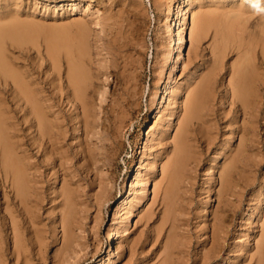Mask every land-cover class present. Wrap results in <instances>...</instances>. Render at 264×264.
<instances>
[{
    "label": "rangeland",
    "instance_id": "374dc122",
    "mask_svg": "<svg viewBox=\"0 0 264 264\" xmlns=\"http://www.w3.org/2000/svg\"><path fill=\"white\" fill-rule=\"evenodd\" d=\"M64 1L65 6L61 7L60 3ZM89 1L92 2V7L90 10H87V2ZM78 3V5L68 3V5L67 0H0L1 61H4L12 72L18 73V77L24 76L23 78L26 79L30 77L28 80L35 82L31 83V88L37 94L41 91L38 96L42 98L45 95L43 99L49 97L51 102L48 103H54L55 111L51 109L50 115L53 118L52 116L50 118L51 121H57V123H59L61 118L60 124H64V130L67 129L68 131L65 130L66 138L64 137V140L66 141L63 142L64 147H67L66 150L63 148V153L66 156L67 153L69 154L70 158L67 157L72 159L67 160L69 163L77 161L73 159V155H75L76 150L77 152L80 150V145L78 146L79 148L74 146H77L80 143L79 141H82V144L86 145L85 140L87 139L79 123L81 108L76 100H71L72 102H70V97H66L69 94L71 96L73 92V84L69 80V72L72 68L76 69V76L79 82V86L77 87L83 93L82 98L85 101L87 109L92 114L91 119L93 122L98 121L97 126L100 129L104 115L102 111L106 110V106L110 103L112 97L116 98L120 94L124 86V79L130 80L128 84L132 86L130 88L133 91H140L137 96L140 97L138 99L140 100L141 107L140 118L146 116L145 122L142 121L141 126L136 131L137 133L131 135L133 130L131 127L124 134L122 139L124 147H121L119 158H117L116 163L113 165L115 184L112 189V198L105 203L101 212L93 205V199L91 201V205L93 206L90 205L88 207L89 214L86 221L89 224L87 226L89 229V240L86 244L88 248H84L81 254L79 253L80 258L73 257L71 258L72 260L69 259L70 261L68 260L61 264H97L101 258H104L107 264H264V12H257L253 9L248 0H78ZM202 12H209L212 21L206 37L200 43L195 42L191 46L190 28L192 13L203 14ZM6 16H9L8 19L5 18L2 21L1 18ZM180 20L184 23L181 31H179ZM8 21L10 25L7 24ZM14 24H17V26ZM178 31L183 35L184 42L178 40ZM5 55L10 59H7ZM14 63H17L15 67ZM117 64H120V66ZM132 64L135 67L134 65L132 67ZM20 65L22 68H25L24 71ZM25 65L30 66V69ZM30 70L31 72H29ZM118 70L120 71L118 72ZM238 70H241L245 74L244 89L247 97L245 111L241 106H236L232 103L233 97L231 95L230 81L239 75ZM106 71L109 74H106ZM3 72L4 69L0 68V97L6 99L2 105L7 112L5 116L14 115L15 111L20 116L18 107L22 106V102L17 101V98L9 87L5 88L3 86L2 83L6 76ZM14 73H8L5 79L11 83V74ZM21 73H26V77L25 74ZM30 73H33L34 76H30ZM40 73L41 75H39ZM129 76L132 79L134 78L133 81L139 78L136 79L137 82L135 81L137 85ZM202 81L206 82L204 84L206 87L203 89L204 93L200 96L199 108L197 105L198 118L195 120V122L200 121V124L196 126V130L192 135V142L187 150L188 161L187 166L184 165L182 170V173H184L182 175L183 180L175 188V208H173L172 214H176H173L172 219L175 218L174 223H177V226L174 224L173 228L171 223H169L170 221L164 224L162 221L164 209L161 211L162 208L157 203L158 201L153 202L155 195L153 192L154 184L152 183H155L154 180L160 182L158 179L161 178V161L163 157V162L167 160L165 155H161L160 157L157 153L158 147L162 146L157 144V147L156 143L163 129H168L166 135L168 133L170 140L174 136L176 123L178 122L176 118L181 110V101L186 97V91L189 88V90H192L191 88L194 89L193 86H198ZM168 82L172 84V88L166 92ZM42 83L45 85L42 86ZM39 87H42V89H39ZM57 96L60 97V100ZM96 97L99 100H96ZM7 108L11 109L7 110ZM172 108L173 110H171ZM161 109L162 113H159ZM53 112L55 116L52 114ZM170 113H176L177 115L175 114V116L170 117ZM164 114L167 115L164 116ZM18 121L20 122V119ZM228 121L230 122L228 123ZM10 122L8 120V123ZM96 122L94 123L96 124ZM168 125L171 127H167ZM98 127L96 128L97 130L99 129ZM152 129L155 131L154 138H159L150 147L149 140L153 137L151 136ZM252 131L253 133H251ZM24 134L27 135V133ZM200 136L202 137L200 138ZM89 137L91 138H89V141L92 140L93 143L95 141L96 144L87 145L86 147L93 148V151L97 152L96 149L99 148L95 145L100 146V141L96 138L97 135L93 138ZM28 138L29 136H27ZM204 138L207 142L204 141ZM14 139L17 141V137ZM242 139L244 140L243 142ZM209 140L213 144L209 145ZM251 140L254 141L252 148L243 145L250 144ZM226 143H229L228 150L220 154L221 147ZM167 144L166 153H169L172 149L170 141ZM21 151L22 149H20V153ZM36 151L34 149L35 153ZM226 153L227 156L224 157ZM234 155H239L238 157L240 158L237 161V165L231 169V188L228 194L222 196V203L218 204L217 192L220 188V170L225 165H232L233 160L237 157ZM154 156H157L159 159ZM51 159L53 161V158ZM151 159H155L156 161L158 159L155 168H152L151 164H149L152 161ZM35 160L38 161L33 158L31 162H35ZM39 161L43 162V158H39ZM67 161L63 162L66 167H70V165L71 167H75V165L79 167L82 164L80 161H77V164L74 162L72 165V163L69 164ZM139 163L143 164L141 166L143 170L140 168L143 171V180L138 187H144V191L142 190L136 194L135 189L137 186H134L133 177L137 173V169L140 166ZM56 170L57 173L53 172L51 176H46V183L43 182L42 184L45 191L47 190V194L51 192L57 193L60 188L59 181L64 171L60 173L58 168ZM73 172L69 170V176H73ZM104 175L106 174L103 173L102 176ZM145 175L146 177H144ZM54 176L59 177L57 185L53 183ZM0 178L2 177L0 176ZM81 178L83 179L80 180V188L78 185H74V190L78 188L77 190L82 192L85 188L84 190H88L89 194L92 195L94 193H101V188L96 182L97 180L99 181L100 176L96 181H93L95 185L92 183V186H90V180L93 178L91 174H84ZM144 178L150 180L144 183ZM85 180L87 181L85 182ZM50 184L56 188V192H54V187ZM9 195H12L9 183L4 184L3 179H0V264H60L59 255L62 246V232L59 227L56 232L52 230L54 225L48 219L51 218L50 210L44 213V217H46L42 221V224L44 222V226L42 227V224L38 225L37 229L40 235L38 234L37 237H34L32 233L26 234L20 230L24 236L19 232L16 238L6 214V210L12 209V204L11 206L7 204L10 202ZM131 199V203L134 204L132 206L133 209L128 207ZM120 204L122 205L121 211H123L117 214L116 210ZM48 206L50 207V204ZM218 206L220 208L217 209ZM148 208L153 212L155 210V213H151L153 215L151 219L146 217ZM216 210L219 219L217 225L219 227L213 236V229H211L213 224L211 225V223H214V214L212 213ZM155 228L161 230L157 231ZM124 229L125 231L121 233ZM171 232H173L172 237ZM109 233L115 235L117 233L118 236V238L111 241L112 245L110 249L106 241ZM157 237L159 238L158 240ZM182 240L186 242L184 243ZM132 243L134 244L132 245ZM215 244L218 248L215 247L216 250L214 248ZM216 252H218V255H214ZM40 255L42 256L40 257Z\"/></svg>",
    "mask_w": 264,
    "mask_h": 264
},
{
    "label": "bare ground",
    "instance_id": "6f19581e",
    "mask_svg": "<svg viewBox=\"0 0 264 264\" xmlns=\"http://www.w3.org/2000/svg\"><path fill=\"white\" fill-rule=\"evenodd\" d=\"M156 1V0H155ZM163 1V0H162ZM197 1V0H196ZM81 2V1H80ZM189 2V1H188ZM71 3V5H78V0H67V4ZM159 3V2H158ZM166 3V2H165ZM163 3V4H165ZM61 7L65 6V1L60 3ZM192 4V3H191ZM212 4V3H211ZM69 5V4H68ZM189 5V4H188ZM162 6V5H161ZM191 6V5H190ZM75 7V6H74ZM92 7V2H87V10H90ZM205 7V6H204ZM210 7V6H209ZM214 7V6H213ZM217 8V6H215ZM159 8V7H158ZM162 8V7H161ZM199 8V7H198ZM131 9V8H130ZM170 9V8H169ZM195 9V8H194ZM200 9V8H199ZM207 9V8H206ZM205 9V10H206ZM157 10V9H156ZM159 10V9H158ZM162 10V9H161ZM180 10V9H179ZM210 10V9H209ZM215 10V9H214ZM218 10V9H217ZM193 11V10H192ZM203 11V10H202ZM236 11V10H235ZM245 11V10H244ZM91 12V11H90ZM168 12V11H167ZM194 12V11H193ZM196 12V11H195ZM211 12V11H210ZM219 12V11H218ZM242 12V11H241ZM179 13V12H178ZM203 13V12H202ZM238 13V12H237ZM11 14V13H10ZM169 14V13H168ZM214 14V13H213ZM221 14V13H220ZM246 14V13H245ZM13 15V13H12ZM216 15V14H215ZM219 15V14H218ZM222 15V14H221ZM10 17H13L9 15ZM9 16L2 17L1 20L3 21L5 18L8 19ZM228 16V15H227ZM246 16V15H245ZM167 17V16H166ZM169 17V15H168ZM167 17V18H168ZM214 17V16H213ZM216 17V16H215ZM222 17V16H221ZM32 18V17H31ZM97 18V17H96ZM220 18V17H219ZM224 18V17H223ZM79 19V18H78ZM169 19V18H168ZM167 19V20H168ZM228 19V18H226ZM235 19V18H234ZM241 19V18H240ZM253 19V18H252ZM16 20V19H15ZM166 20V21H167ZM221 20V19H220ZM232 20V19H231ZM264 20V19H263ZM18 21V20H17ZM160 21V19H159ZM169 21V20H168ZM212 17L209 12L203 13V14H196L192 13V24L190 28V45L192 46L195 42L200 43L207 35L208 28L211 24ZM33 22V21H32ZM184 22V21H183ZM220 22V21H219ZM228 22V21H227ZM254 23V22H253ZM2 24V23H1ZM9 24V21L7 23ZM19 25V23H17ZM17 24H14L17 26ZM132 24V23H131ZM168 24V23H167ZM182 20L179 21V31H181V28L183 27ZM234 24V23H233ZM7 25V26H8ZM13 26V24H11ZM82 25V24H81ZM20 26V25H19ZM167 26V25H166ZM5 27V26H3ZM1 27V28H3ZM11 27V26H10ZM169 27V26H167ZM6 28V27H5ZM16 28V27H15ZM160 28V27H159ZM165 28V27H164ZM233 28V27H232ZM243 28V27H242ZM9 29V27H8ZM132 29V28H131ZM168 29V28H167ZM231 29V28H230ZM10 30V29H9ZM166 30V29H165ZM224 30V29H223ZM227 30V29H226ZM178 31V32H179ZM232 31V30H231ZM242 31V30H241ZM123 32V31H122ZM126 32V31H125ZM130 32V31H129ZM128 32V33H129ZM157 32V31H156ZM225 32V31H224ZM133 33V32H132ZM214 33V32H213ZM123 34V33H122ZM217 34V33H216ZM28 35V34H27ZM170 35V34H169ZM179 38L178 40L181 42L183 41V35L179 32L178 34ZM3 36V35H2ZM128 36V34H127ZM139 36V35H138ZM226 36V35H225ZM118 37V36H117ZM115 38V37H114ZM132 38V37H131ZM134 38V37H133ZM139 38V37H138ZM224 38V37H223ZM222 38V39H223ZM259 38V37H258ZM1 39V38H0ZM130 39V38H129ZM232 39V38H231ZM244 39V38H243ZM221 40V39H220ZM117 41V40H116ZM132 41V40H131ZM240 41V40H239ZM259 41V39H258ZM39 42V41H38ZM121 42V41H119ZM130 42V41H129ZM137 42V41H136ZM172 42V41H171ZM215 42V41H214ZM123 43V42H122ZM242 43V42H241ZM115 44V43H114ZM118 44V41H117ZM120 44V43H119ZM125 44V43H124ZM128 44V43H127ZM140 44V43H139ZM182 44V43H181ZM251 44V43H250ZM253 44V43H252ZM11 45V43H10ZM134 45V44H133ZM160 45V44H159ZM163 45V44H162ZM13 46V45H12ZM120 46V45H119ZM122 46V45H121ZM158 46V45H157ZM166 46V45H165ZM182 46V45H181ZM180 46V47H181ZM203 46V45H202ZM244 46V45H243ZM201 47V46H200ZM219 47V46H218ZM217 47V48H218ZM7 48V47H6ZM37 48V47H36ZM75 48V47H74ZM101 48V47H100ZM110 48V47H109ZM195 48V47H194ZM223 48V47H222ZM28 49V48H27ZM142 49V48H141ZM241 49V48H240ZM8 50V48H7ZM49 50V49H48ZM107 50V49H106ZM113 50V49H112ZM140 50V49H138ZM159 50V49H158ZM163 50V49H162ZM178 50V49H177ZM250 50V49H249ZM10 51V50H9ZM24 51V49H23ZM28 51V50H26ZM174 51V50H173ZM210 51V50H209ZM248 51V49H247ZM31 52V50H30ZM97 52V51H96ZM111 52V51H110ZM109 52V53H110ZM115 52V51H114ZM117 52V51H116ZM119 52V51H118ZM121 52V51H120ZM133 52V51H132ZM172 52V51H171ZM223 52V51H222ZM238 52V51H237ZM11 53V52H10ZM14 53V52H13ZM42 53V52H41ZM213 53V52H212ZM119 54V53H118ZM130 54V53H129ZM162 54V53H161ZM170 54V53H169ZM60 55V54H59ZM134 55V54H133ZM160 55V54H159ZM171 55V54H170ZM240 55V54H239ZM242 55V54H241ZM7 56V55H5ZM112 56V54H111ZM166 56V55H164ZM180 56V55H179ZM178 56V58H179ZM244 56V55H242ZM42 57V56H41ZM97 57V55H96ZM127 57V56H126ZM135 57V56H134ZM7 59L8 56L6 57ZM20 58V57H19ZM162 58V57H161ZM177 58V59H178ZM238 58V57H237ZM43 59V58H42ZM126 59V58H125ZM214 59V58H213ZM252 59V58H251ZM22 60V59H21ZM25 60V59H24ZM120 60V58H119ZM236 60V59H235ZM245 60V59H244ZM248 60V59H247ZM39 61V60H38ZM44 61V60H43ZM121 61V60H120ZM138 61V60H137ZM140 61V60H139ZM16 62V61H15ZM115 62V61H114ZM117 62V59H116ZM123 62V61H122ZM10 63H12L10 61ZM19 63V61H18ZM22 63V62H21ZM60 63V62H59ZM62 63V62H61ZM105 63V62H104ZM133 63V62H132ZM139 63V62H138ZM167 63V62H166ZM249 63V62H248ZM15 64V63H14ZM28 64V63H27ZM95 64V63H94ZM97 64V63H96ZM99 64V63H98ZM116 64V63H115ZM250 64V63H249ZM13 65V64H12ZM17 65V63L14 65V67ZM29 65V64H28ZM60 65V64H59ZM120 66V64H117ZM134 64H132L133 67ZM143 65V64H142ZM158 65V64H157ZM258 65V64H257ZM23 66V65H22ZM26 66V65H25ZM32 66V65H31ZM36 66V65H34ZM48 66V64H47ZM100 67V65H98ZM110 66V65H109ZM115 66V65H114ZM131 66V65H130ZM141 66V65H140ZM139 66V67H140ZM161 66V65H160ZM21 67V65H20ZM24 67V66H23ZM28 69H30V66H26ZM135 67V65H134ZM164 67V66H163ZM206 67V66H205ZM208 67V66H207ZM0 68L4 69V74L6 76L8 73H14L12 72L9 67L5 64V62L1 61L0 58ZM18 68V67H17ZM22 68V67H21ZM38 68V67H37ZM117 68V67H116ZM138 68V67H137ZM141 68V67H140ZM161 68V67H160ZM209 68V67H208ZM23 71L25 68H22ZM32 69V67H31ZM34 69V68H33ZM53 69V68H52ZM101 69V68H100ZM99 69V70H100ZM106 69V68H105ZM217 69V68H216ZM254 69V68H253ZM18 70V69H16ZM20 70V69H19ZM48 70V69H47ZM129 70V69H128ZM137 70V69H136ZM157 70V69H155ZM207 70V68H206ZM37 71V70H36ZM117 71V70H116ZM120 70H118L119 72ZM133 71V69H132ZM139 71V70H138ZM162 71V70H161ZM26 72V70H25ZM31 72V70L29 71ZM35 72V71H34ZM61 72V71H60ZM101 72V71H99ZM108 71H106V74ZM114 72V71H113ZM123 72V71H122ZM125 72V71H124ZM153 72V71H152ZM155 72V71H154ZM207 72V71H206ZM218 72V71H217ZM248 72V71H247ZM42 73V72H41ZM41 73L39 75H41ZM92 73V72H91ZM98 73V72H97ZM158 73V72H156ZM234 73V72H233ZM239 75L234 77L230 81V86H231V95L233 97L232 103L236 106H241V108L245 111L246 106H247V97L245 95V89H244V78L245 74L241 71L238 70ZM250 73V72H249ZM18 74V73H17ZM16 73L11 74L12 75V82H8L6 76L4 77L3 81V86L9 87L11 89V92L13 91L15 97L17 98L18 102H22V106L18 107V111L21 114L20 116L17 115L16 111L13 113L14 115L10 116H5L7 112L4 110L2 105L5 103L6 99H3V97H0V176L3 179V183H9L10 185V190L12 195H9L10 202L7 204L11 206L12 204V209L9 208V210H6L7 217L10 221L11 224V229L14 231V235L17 238L18 233L22 231V233H32V235L35 237L38 236V225L42 224L44 213L47 210H50L51 212V218H48L52 221L53 227L52 230L56 232L57 228H61L62 232V246L60 248V255H59V262L60 264L63 262H67L69 259L73 257H79V253L81 254L82 250L86 248L87 241L89 240V234H88V223L86 222L88 219V207L92 204L91 201L92 199L94 200L93 205H95L98 208V211L101 212L103 207L105 206V203L108 202L112 198V189L114 187V182H115V177L114 175V168L113 165L116 163L117 158H119L120 150L121 147L123 146V137L125 132H128V129L132 127V134L137 133V129L141 126L142 121L145 122L146 116L141 117V107L140 103L138 100L140 97H137L139 94L138 92L140 91H133L129 86L128 82L130 80H125L124 79V86L121 89V92L117 97L111 99L110 103L107 104L106 110L104 109L102 112L104 113L103 115V122L101 126V129L93 122L92 114L89 109H87V106L85 104V101L83 100L82 96L83 93L81 92L79 86V82L77 80L76 76V69L72 68L69 72V80L73 84V92L71 93V96L67 95L66 97L69 98V101L72 102L71 100H76L77 103L79 104V107L81 108V117L79 120V123L81 125V128L84 132V135H86L87 139L85 140L86 145L82 144V141H79L80 143L74 147H78L80 145V150L76 153L75 155H71L73 159H76L77 161H80L82 164L77 167H66V165L63 162H66L67 160H72L69 159V154L67 153L64 155L63 153V148L64 147V137L66 138L65 134L67 129L64 130L63 125L60 124V121L62 120L60 118L59 123L51 121L50 111L51 109L54 110V103H48L51 102L49 97L41 96L39 97V93L37 94L36 91L31 88V83L34 82L32 80L29 81L28 77L23 78L24 76L18 77ZM23 74V73H21ZM25 77H26V73ZM23 74V75H24ZM65 74V73H64ZM104 74V73H103ZM129 74V73H128ZM132 74V73H131ZM134 74V73H133ZM33 75V73H30V76ZM66 75V74H65ZM117 76L116 74H114ZM124 75V73H123ZM137 75V74H135ZM134 75V76H135ZM139 75V74H138ZM137 75V76H138ZM157 75V74H156ZM160 75V74H158ZM200 75V74H199ZM215 75V74H214ZM217 75V74H216ZM251 75V74H250ZM17 76V77H16ZM28 76V74H27ZM34 76V75H33ZM57 76H59L57 74ZM62 76V75H61ZM67 76V75H66ZM98 76V75H97ZM105 76V75H104ZM103 76V77H104ZM122 76V75H120ZM126 76V75H125ZM124 76V78H126ZM155 76V75H154ZM207 76V75H206ZM38 77V76H37ZM35 77V78H37ZM41 77V76H40ZM55 77V76H54ZM65 77V76H64ZM99 77V76H98ZM123 77V76H122ZM121 77V78H122ZM131 78V76H129ZM199 77V76H198ZM203 77V76H202ZM209 77V76H208ZM212 77V76H211ZM1 78V77H0ZM32 78V77H31ZM47 78V77H46ZM61 78V77H60ZM68 78V76H67ZM119 78V77H118ZM157 78V77H156ZM195 78V77H194ZM207 78V77H206ZM38 79V78H37ZM132 79V78H131ZM134 79V78H133ZM132 79V81H133ZM139 79V78H136ZM135 81L137 82V80ZM199 79V78H198ZM259 79V78H258ZM40 80V79H39ZM38 80V82H40ZM55 80V79H54ZM123 80V78H122ZM203 80V79H202ZM29 81V82H28ZM116 81V80H115ZM120 81V79H119ZM131 81V82H132ZM133 81V82H135ZM159 81V80H156ZM169 81V80H168ZM250 81V80H249ZM36 82V83H38ZM105 82V81H104ZM122 82V81H121ZM132 82V84H133ZM135 82V84H136ZM172 82V81H171ZM197 82V81H196ZM35 83V82H34ZM59 83V82H58ZM81 83V82H80ZM93 83V82H92ZM130 83V82H129ZM141 83V82H140ZM206 83V82H205ZM204 81L200 82L198 86H193L191 88L192 90L186 91V97L181 104V110L177 115V125H176V131L174 136L171 138L168 136V133L166 135V130H162L160 133L161 136L158 140V138H154L155 136V131H151V136L150 138V144L149 146L152 147L154 141L158 142L156 143L159 146L158 147V154L162 156H166L167 160L163 162V159L161 161V178L158 179L160 182L157 180H154V195L155 198L154 201H158L159 205H161V211L164 209L163 212V218L162 221L165 223L169 222L171 223L172 227L177 226V223H174L175 218H173L172 211L175 208V188L178 186L179 182L183 180L182 173L184 165L187 166V150L190 147V143L192 142V135L194 134L196 130V126L199 125V122H195L196 118H198L197 113V105L199 108V103L201 101L200 96L202 93H204L203 89L206 87L204 84ZM33 84V83H32ZM43 84V83H42ZM70 84V83H69ZM71 84V85H72ZM91 84V83H90ZM116 84V83H115ZM122 84V83H121ZM196 84V83H195ZM257 84V83H256ZM255 84V85H256ZM43 84L42 86H44ZM95 85V84H94ZM102 85V84H101ZM105 85V84H104ZM123 85V84H122ZM137 85V84H136ZM1 86V84H0ZM58 86V85H57ZM119 86V84H118ZM190 86V85H188ZM97 87V86H96ZM114 87V86H113ZM112 87V88H113ZM44 88V87H43ZM56 89V87H54ZM172 88V84L170 82L167 83L166 87V92L170 91ZM176 88V87H175ZM39 89H42V87ZM38 89V90H39ZM46 89V88H45ZM103 89V88H102ZM105 89V88H104ZM154 89V88H153ZM186 89V88H185ZM63 90V89H62ZM135 90V89H134ZM137 90V88H136ZM176 90V89H175ZM254 90V89H253ZM1 91H3L1 89ZM53 91V90H52ZM115 91V89H114ZM230 91V90H229ZM7 92V91H6ZM38 92V91H37ZM51 92V90H50ZM117 92V91H116ZM162 92V91H161ZM249 92V91H248ZM44 93V92H43ZM60 93V92H59ZM65 93V91H64ZM94 93V92H93ZM8 94V93H6ZM62 94V91H61ZM66 94V93H65ZM104 94V93H103ZM107 94V93H105ZM230 94V93H229ZM9 95V94H8ZM54 95V94H53ZM102 95V94H101ZM110 95V94H109ZM108 95V96H109ZM116 95V94H115ZM153 95V94H152ZM156 95V94H155ZM204 95V94H203ZM6 96V95H4ZM62 96V95H61ZM92 96V95H91ZM99 96V95H98ZM228 96V94H227ZM59 96H57L58 98ZM64 97V98H66ZM103 97V96H102ZM156 97V96H155ZM167 97V96H166ZM9 98V97H8ZM97 98V97H96ZM106 98V97H105ZM152 98V97H150ZM199 99V101H198ZM11 100V98H10ZM9 100V101H10ZM48 100V101H47ZM52 100V99H51ZM60 100V97H59ZM96 100H99L97 98ZM102 100V99H101ZM100 100V101H101ZM163 100V99H161ZM175 100V99H174ZM177 100V99H176ZM251 100V99H250ZM66 101V100H65ZM68 101V102H69ZM93 101V100H92ZM159 101V100H158ZM198 101V103H197ZM97 102V101H96ZM11 103V102H10ZM58 103V101H57ZM105 103V102H104ZM175 104V102H173ZM239 103V104H238ZM7 104V103H6ZM16 104V103H15ZM65 104V103H64ZM101 104V103H100ZM150 104V103H149ZM160 104V103H159ZM168 104V103H167ZM8 105V104H7ZM19 105V104H17ZM70 105V104H68ZM72 105V104H71ZM97 105V104H96ZM179 105V104H178ZM16 106V105H15ZM58 106V105H57ZM150 106V105H149ZM235 106V107H236ZM7 107V106H6ZM168 107V106H167ZM15 108V107H14ZM94 108V107H93ZM101 108V106H100ZM104 108V107H102ZM163 108V107H162ZM216 108V107H215ZM11 109V108H10ZM7 108V110H10ZM64 109V108H63ZM100 110V109H99ZM173 110V108L171 109ZM177 110V109H176ZM204 110V109H203ZM55 111V110H54ZM57 111V110H56ZM60 111V110H59ZM76 111V110H75ZM210 111V110H209ZM219 111V110H218ZM9 112V111H8ZM12 112V111H11ZM238 112V111H237ZM95 113V112H94ZM98 113V112H97ZM159 113H162V109L159 110ZM164 113V111H163ZM202 113V112H201ZM10 114V113H9ZM54 116V112L52 113ZM96 114V113H95ZM175 114L170 113L171 116H175ZM213 114V113H212ZM218 114V113H217ZM59 115V114H57ZM56 115V117H58ZM98 115V114H97ZM143 115V114H142ZM167 114H164V116ZM202 115V114H201ZM209 115V114H208ZM249 116V114H247ZM63 116V115H62ZM80 116V115H79ZM200 116V115H199ZM245 116V115H244ZM61 117V116H60ZM100 117V116H99ZM210 117V116H209ZM216 117V115H215ZM246 117V116H245ZM53 118V116H52ZM96 118V117H94ZM102 118V116H101ZM166 118V117H165ZM201 118V117H200ZM211 118V117H210ZM20 119V122L18 121ZM169 119V118H168ZM236 119V118H235ZM8 120L11 122L8 123ZM65 120V119H64ZM100 120V119H99ZM157 120V119H156ZM200 120V119H199ZM211 120V119H210ZM77 121V120H75ZM208 121V120H207ZM216 121V120H215ZM70 122V121H69ZM166 122V121H165ZM205 122V121H204ZM202 122V123H204ZM217 122V121H216ZM230 121H228L229 123ZM257 122V120H256ZM161 123V122H160ZM212 123V122H211ZM99 124V123H98ZM165 124V123H164ZM207 124V123H205ZM231 124V123H230ZM233 124V123H232ZM238 124V123H237ZM68 125V124H67ZM66 125V126H67ZM152 125V124H151ZM161 125V124H160ZM159 125V126H160ZM229 125V124H228ZM164 126V125H163ZM173 126V125H172ZM73 127V126H72ZM71 127V128H72ZM99 128L98 130L96 128ZM167 127H171L168 125ZM215 127V126H214ZM227 127V125H226ZM243 127V126H242ZM68 128V127H67ZM171 129V128H170ZM174 129V128H173ZM208 129V128H207ZM11 130V131H10ZM75 130V129H74ZM78 130V129H77ZM215 130V129H214ZM218 130V129H217ZM216 130V131H217ZM242 130V129H241ZM203 131V130H202ZM208 131V130H207ZM244 131V130H242ZM241 131V132H242ZM254 131V128H253ZM253 131L251 133H253ZM68 132V131H67ZM24 133H27L24 134ZM80 133V132H79ZM159 133V132H158ZM245 133V132H244ZM256 133V132H255ZM70 134V133H69ZM72 134V133H71ZM208 134V133H207ZM231 134V133H230ZM17 137V141L14 139ZM77 135V134H76ZM97 135V139L100 141V146L95 145L99 149H96V151H93V148L90 149L89 147H86L87 145H94L96 144L95 141L94 143L92 140L89 141V136L92 138ZM139 135V134H138ZM229 135V134H228ZM240 135V134H239ZM246 135V134H244ZM27 136L29 138L27 139ZM137 136V135H136ZM211 136V135H210ZM69 137V136H68ZM199 137V136H198ZM202 136H200L201 138ZM197 138V137H196ZM199 138V139H200ZM214 138V137H213ZM216 138V137H215ZM14 139V140H13ZM76 139V138H75ZM74 139V140H75ZM91 139V138H90ZM210 139V138H209ZM247 139V138H246ZM73 140V142H74ZM78 140V139H77ZM82 140V139H81ZM196 140V139H195ZM76 141V140H75ZM84 141V140H83ZM97 141V140H96ZM170 141L171 144V152L166 153L167 150V142ZM204 141L206 139L204 138ZM244 140L242 139V142ZM72 142V141H71ZM72 142V143H73ZM172 142V143H171ZM207 142V141H206ZM224 142V141H223ZM247 142V141H246ZM66 143V142H65ZM203 143V142H202ZM201 143V144H202ZM219 143V142H218ZM207 144V143H206ZM208 144L211 145L213 144L212 141H208ZM254 144V141L251 140L250 144H243L246 145L249 148H252ZM203 145V144H202ZM223 145V144H222ZM231 145V144H230ZM130 146V145H129ZM155 146V145H154ZM192 146V145H191ZM198 146V145H197ZM218 146V145H217ZM69 147V146H68ZM124 147V146H123ZM142 147V146H141ZM155 147V148H157ZM196 147V146H194ZM210 147V146H209ZM79 148V147H78ZM146 148V147H145ZM208 148V147H207ZM229 148V143H226L223 147L220 149V154L223 152L227 151ZM237 148V147H236ZM246 148V147H245ZM20 149H22L20 153ZM34 149L37 150L36 153L34 152ZM75 149V148H74ZM142 149V148H141ZM151 149V148H150ZM209 149V148H208ZM69 150V148H68ZM124 150V149H123ZM143 150V149H142ZM234 150V149H233ZM148 151V150H147ZM196 151V150H195ZM200 151V150H199ZM218 151V150H217ZM251 151V150H250ZM132 152V151H131ZM216 152V151H215ZM248 152V151H247ZM65 153V154H66ZM133 153V152H132ZM71 154V153H70ZM123 154V153H122ZM129 154V153H128ZM147 154V153H146ZM154 154V153H153ZM198 154V153H197ZM259 154V153H258ZM150 155V154H149ZM196 155V154H195ZM200 155V154H199ZM203 155V154H202ZM152 156V155H151ZM197 156V155H196ZM227 156V153L224 154V157ZM230 156V155H229ZM233 156V155H232ZM237 156V155H234ZM239 156V155H238ZM236 157L233 160V163L231 166L229 165H223L224 167L222 170H220V188L218 189L217 192V203L221 204L222 203V196L228 194L229 189L231 188V172L232 168L237 165V161L240 157ZM155 157V156H154ZM157 157V156H156ZM155 157V158H156ZM33 158L37 159L38 161L35 160V162H31ZM39 158H43V162L39 161ZM53 158V161L52 159ZM153 158V157H152ZM158 158V157H157ZM228 158V157H227ZM249 158V157H248ZM159 159V158H158ZM155 159H151L152 161L149 163L151 164L152 168H155L157 163ZM199 159V158H198ZM123 160V159H122ZM76 161V162H77ZM133 162V160H131ZM135 161V160H134ZM201 161V160H200ZM226 161V160H225ZM232 161V160H231ZM240 161V160H239ZM242 161V159H241ZM40 162V163H37ZM75 162V161H74ZM73 162V163H74ZM75 162V163H76ZM145 162V161H144ZM196 162V161H195ZM67 163H69L67 161ZM72 163V162H71ZM69 163V164H71ZM72 163V165H73ZM78 163V162H77ZM76 163V164H77ZM143 163V162H142ZM140 164V163H139ZM160 164V163H159ZM193 164V163H192ZM197 164V163H195ZM199 164V163H198ZM218 164V163H217ZM79 165V164H78ZM143 164H140V166L137 169V173L134 178V186H137L135 189L136 194L140 193L143 188H139L138 185L142 182L143 180V169L142 166ZM246 165V164H245ZM248 165V164H247ZM149 166V165H148ZM196 166V165H195ZM60 171H64L61 174V180L59 181L60 188L57 193H50L47 194V190L45 191L44 186L42 185L43 182H45L46 176H51V173H57L56 169ZM142 170H141V169ZM69 170L74 171L73 176H69ZM211 170V169H210ZM112 171V172H111ZM207 171V170H206ZM194 172V171H193ZM106 174L102 176V174ZM149 173V172H148ZM151 173V172H150ZM89 175L91 174L93 176L92 180H90V186H92V183L94 184V180L96 181L99 178V181L97 180L96 182L101 188V193H94V195L89 194L88 190H84L81 192L77 189L75 191L74 185H80V180L83 179L81 176L83 175ZM160 174V173H159ZM150 175V174H148ZM147 175V176H148ZM250 175V174H249ZM109 176V177H108ZM116 176V175H115ZM118 176V175H117ZM55 177V178H54ZM53 178V183L56 184L58 182V176H54ZM108 177V178H107ZM146 177V175L144 176ZM150 177V176H149ZM160 177V176H159ZM185 177V176H184ZM195 178V177H193ZM49 179V178H48ZM85 179V178H84ZM117 179V178H116ZM145 179V178H144ZM246 179V178H245ZM89 180V179H88ZM150 180V179H149ZM148 179H145L144 183H147L149 181ZM152 180V179H151ZM50 181V180H49ZM87 180H85L86 182ZM188 181V179H187ZM243 181V180H242ZM95 182V183H96ZM46 183V182H45ZM52 183V184H53ZM50 184V185H52ZM82 184V183H81ZM85 184V183H84ZM87 184V183H86ZM186 184V183H185ZM57 185V184H56ZM95 185V184H94ZM97 185V186H98ZM141 185V184H140ZM144 185V184H143ZM3 186V185H2ZM53 186V185H52ZM85 186V185H84ZM89 186V185H88ZM48 187V186H47ZM51 187V186H50ZM49 187V188H50ZM54 187V186H53ZM52 187V188H53ZM87 187V186H86ZM95 187V186H94ZM186 188V186H184ZM214 187V186H213ZM235 187V186H233ZM5 188V187H4ZM80 188V187H79ZM88 188V187H87ZM86 188V189H87ZM48 189V188H47ZM51 189V188H50ZM95 189V188H92ZM189 189V188H188ZM213 189V188H212ZM53 190V189H51ZM56 188L54 187V192ZM91 190V188H90ZM144 191V190H143ZM186 191V190H185ZM211 191V190H210ZM4 192V191H3ZM49 192V190H48ZM92 193V191H91ZM131 193V192H130ZM134 194V193H133ZM179 194V193H178ZM138 198V197H137ZM153 198V197H152ZM224 198V197H223ZM226 198V197H225ZM7 199V198H6ZM5 199V200H6ZM188 199V198H187ZM140 200V199H139ZM132 199L130 200L129 203V208L131 209L134 204L131 203ZM5 203V202H4ZM230 203V202H229ZM50 204V207L48 206ZM139 204V203H138ZM149 204V203H148ZM155 204V203H154ZM4 205V204H3ZM91 205V206H93ZM150 205V204H149ZM157 205V204H156ZM49 209H48V207ZM206 206V205H205ZM122 205H118L116 213L119 214L121 211ZM220 208L219 206L217 209ZM5 209V208H4ZM7 209V208H6ZM92 209V208H90ZM133 209V208H132ZM179 209V208H178ZM144 210V209H143ZM160 210V209H159ZM176 210V209H175ZM181 210V209H180ZM220 210V209H219ZM218 210V212H220ZM226 210V209H225ZM91 211V210H90ZM96 211V210H95ZM128 211V210H126ZM183 211V210H182ZM188 211V210H187ZM212 211V210H211ZM103 212V211H102ZM97 213V212H96ZM143 213V212H142ZM151 213H155L149 210L146 213V217L150 218L153 216ZM186 213V212H185ZM212 213V212H211ZM226 213V212H222ZM49 214V213H48ZM100 214V213H99ZM102 214V213H101ZM129 214V213H128ZM141 214V213H140ZM176 214V213H175ZM174 214V215H175ZM214 214V223H211L212 228V234L214 236L215 231L218 229V214L217 210L213 212ZM221 215V214H220ZM228 215V214H227ZM123 216V215H122ZM130 216V215H129ZM128 216V217H129ZM137 216V215H136ZM155 216V215H154ZM225 216V215H224ZM6 217V218H7ZM50 217V216H49ZM93 217V216H92ZM96 217V216H95ZM94 217V218H95ZM124 217V216H123ZM99 218V217H98ZM117 218V217H116ZM145 218V219H147ZM155 218V217H154ZM41 219V221H40ZM120 219V218H119ZM122 219V218H121ZM142 219V218H141ZM161 219V218H160ZM187 219V218H186ZM226 219V218H225ZM125 220V219H123ZM183 220V219H181ZM185 220V219H184ZM188 220V219H187ZM224 220V219H223ZM102 221V220H101ZM113 221V220H112ZM206 221V220H205ZM48 222V220H47ZM150 222V221H149ZM185 222V221H184ZM260 222V221H259ZM159 223V222H158ZM161 223V222H160ZM168 223V224H169ZM1 224V223H0ZM44 224V222H43ZM42 224V227L44 226ZM154 225V224H153ZM170 225V226H171ZM1 226V225H0ZM181 226V225H180ZM151 227V226H150ZM160 227V226H159ZM46 228V227H45ZM43 228V229H45ZM158 228V227H157ZM174 228V227H173ZM207 228V227H206ZM222 228V227H221ZM225 228V227H224ZM264 228V227H263ZM95 229V228H94ZM156 229V228H155ZM262 229V228H261ZM21 230V231H20ZM157 230V229H156ZM161 230V229H159ZM157 230V231H159ZM203 230V229H202ZM125 229L121 232L123 233ZM127 231V230H126ZM166 231V230H165ZM3 232V231H2ZM59 232V231H58ZM57 232V233H58ZM111 232V231H110ZM21 233V234H22ZM46 233V232H45ZM91 233V232H90ZM157 233V232H155ZM153 233V234H155ZM160 233V232H158ZM163 233V231H162ZM172 233V234H171ZM171 237L173 236V232H171ZM262 233V232H261ZM49 234V233H48ZM120 234V233H119ZM125 234V233H124ZM152 234V235H153ZM184 234V233H183ZM23 235V234H22ZM40 235V234H39ZM24 236V235H23ZM28 236V235H27ZM48 236V235H47ZM46 236V237H47ZM51 236V235H50ZM59 236V235H58ZM128 236V235H127ZM139 236V235H138ZM155 236V235H154ZM153 236V239H154ZM211 236V235H210ZM219 236V235H218ZM26 237V236H25ZM40 237V236H39ZM45 237V238H46ZM146 237V236H145ZM152 237V236H151ZM161 237V236H160ZM176 237V235H175ZM24 238V237H23ZM31 238V235H30ZM29 238V239H30ZM48 238V237H47ZM46 238V239H47ZM115 238H118L117 233L116 235L113 233H109L107 235L106 241L108 243V248H111V241L114 240ZM165 238V237H164ZM169 238V237H168ZM215 238V237H214ZM43 239V238H42ZM159 238L157 237V240ZM205 239V238H204ZM212 239V238H211ZM217 239V238H216ZM221 239V238H220ZM2 240V239H1ZM27 240V239H26ZM37 240V239H36ZM41 240V239H40ZM58 240V239H57ZM133 240V239H132ZM141 240V239H140ZM155 240V239H154ZM219 240V237H218ZM264 240V239H263ZM55 241V240H54ZM53 241V242H54ZM59 241V240H58ZM127 241V240H126ZM165 241V240H164ZM183 241V240H182ZM207 241V240H206ZM203 241V242H206ZM43 242V241H42ZM40 242V243H42ZM57 242V241H56ZM131 242V241H130ZM184 242V241H183ZM186 242V241H185ZM184 242V243H185ZM214 242V241H213ZM264 242V241H263ZM26 243V242H25ZM45 243V242H44ZM49 243V242H48ZM126 243V242H125ZM139 243V242H138ZM143 243V241H142ZM23 244V243H22ZM53 244V243H52ZM134 243H132L133 245ZM169 244V243H168ZM172 244V242H171ZM211 244V242H210ZM221 244V243H220ZM264 244V243H263ZM18 245V244H17ZM47 245V244H46ZM170 245V244H169ZM168 245V246H169ZM187 245V244H186ZM38 246V245H37ZM49 246V245H47ZM214 246V245H213ZM212 246V247H213ZM14 247V246H13ZM22 247V246H21ZM54 247V246H53ZM58 247V246H57ZM121 247V246H120ZM131 247V246H130ZM139 247V246H138ZM182 247V246H181ZM180 247V248H181ZM216 247V244L214 248ZM44 248V247H43ZM88 248V247H87ZM141 248V246H140ZM159 248V247H158ZM170 248V247H169ZM217 248V247H216ZM215 248V250H216ZM3 249V248H2ZM46 249V248H45ZM48 249V248H47ZM130 249V248H129ZM137 249V248H136ZM160 249V248H159ZM176 249V248H175ZM208 249V248H207ZM218 249V248H217ZM42 250V249H41ZM49 250V249H48ZM133 250V249H130ZM143 250V249H142ZM147 250V249H146ZM29 251V250H28ZM112 251V250H111ZM123 251V250H122ZM149 251V250H148ZM153 251V250H152ZM33 252V251H32ZM41 252V251H40ZM43 252V251H42ZM59 252V251H58ZM236 252V251H235ZM25 253V252H24ZM85 253V252H84ZM132 253V252H131ZM172 253V252H171ZM218 252H216L214 255H218ZM121 254V253H120ZM178 254V253H177ZM180 254V253H179ZM211 254V253H210ZM20 255V254H19ZM119 255V254H118ZM140 255V254H139ZM151 255V254H150ZM157 255V254H156ZM169 255V253H168ZM172 255V254H171ZM27 256V255H26ZM30 256V255H29ZM42 255H40L41 257ZM58 256V255H57ZM152 256V255H151ZM158 256V255H157ZM156 256V257H157ZM187 256V255H186ZM202 256V255H201ZM208 256V255H207ZM257 256V255H256ZM54 257V256H53ZM146 257V256H145ZM163 257V256H162ZM219 257V256H218ZM216 257V258H218ZM250 257V256H249ZM25 258V257H24ZM28 258V257H27ZM80 258V257H79ZM210 258V257H209ZM208 258V259H209ZM260 258V257H259ZM258 258V259H259ZM26 259V258H25ZM58 259V257H57ZM134 259V258H133ZM72 260V259H71ZM75 260V259H74ZM160 260V259H159ZM204 260V259H203ZM70 261V260H69ZM80 261V260H79ZM132 261V260H131ZM162 262V261H161ZM168 262V261H167ZM195 262V261H194ZM73 263V262H72ZM104 258H101L97 264H105ZM137 263V262H136ZM258 263V262H257ZM52 264V263H51ZM69 264V263H68ZM107 264V263H106ZM140 264V263H139ZM200 264V263H199ZM261 264V263H260Z\"/></svg>",
    "mask_w": 264,
    "mask_h": 264
},
{
    "label": "clouds",
    "instance_id": "9594fccd",
    "mask_svg": "<svg viewBox=\"0 0 264 264\" xmlns=\"http://www.w3.org/2000/svg\"><path fill=\"white\" fill-rule=\"evenodd\" d=\"M248 3L257 12H264V0H248Z\"/></svg>",
    "mask_w": 264,
    "mask_h": 264
}]
</instances>
